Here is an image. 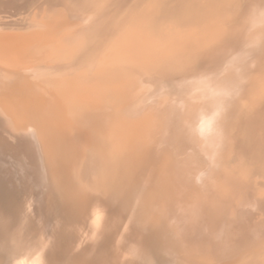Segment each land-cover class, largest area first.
I'll return each instance as SVG.
<instances>
[{"label": "bare ground", "instance_id": "1", "mask_svg": "<svg viewBox=\"0 0 264 264\" xmlns=\"http://www.w3.org/2000/svg\"><path fill=\"white\" fill-rule=\"evenodd\" d=\"M242 1L162 82L154 54L116 40L135 0H0L21 8L0 18V66L24 75L0 76V264H238L264 247V0Z\"/></svg>", "mask_w": 264, "mask_h": 264}, {"label": "rangeland", "instance_id": "2", "mask_svg": "<svg viewBox=\"0 0 264 264\" xmlns=\"http://www.w3.org/2000/svg\"><path fill=\"white\" fill-rule=\"evenodd\" d=\"M169 1L170 0H135V2H133L134 4L132 3V4H129L126 7H124L123 10H121V11H124L125 9H127V8L132 6L131 8H129L130 11L132 10L131 13L135 12V11H136V13L137 12L138 13L136 14L135 18H134V13H132V14L130 13L131 16L129 17V22L131 24H129L126 27V29L123 28L124 30L121 32V33H123V35L120 34V35H122V37H120L119 39L118 38L116 39L117 41H119L118 44H121L122 46H128V45L132 46V47L133 46H137L136 48L141 51V54H145V52L148 51V50L150 51L151 54H154V56L156 57L155 60L152 59L151 56H149V55H143V56H145L143 58L155 61V63L153 62V64H152L153 70H154V73L156 74L158 80L162 81V82L166 81L165 77L168 76L172 71H178L180 73L183 72L184 67H182V64L185 63V61L187 59V49H186L185 43L189 44V45H192L197 40V37H198V36H194V35H198L199 33H200V35L202 33L203 37H206V38L208 37L207 40L209 38L211 39L212 35L214 37L215 34H217L221 29H223V27L226 25L227 21H229L228 19H230V21H231V19L233 20V19H235L234 17L238 16L236 14L237 12H233V11H235L234 8L235 9H237V8L239 9L242 6V4H243L242 0H231L232 3H231L230 0H218V1H216V0H205V1L204 0H200L205 5H203V3H199L200 2L199 0H198L199 2L196 1V0H188V3L190 4V2H191L192 6H190V5L185 6V5H187V2H186L187 0H183V4H181L182 2L179 0L178 3L181 2L180 3L181 6H180L177 3L178 0H172V1H170L171 3ZM173 1H175V2L172 3ZM213 1H215V2H213ZM207 2H209V3H207ZM198 3H199V5H198L199 7L197 6ZM174 4H175L176 7L178 5L179 6L177 8H175ZM213 4H214V6H213ZM193 5H195V6H193ZM210 5H212V8H211ZM219 5L222 8L219 7ZM200 6H201V8H200ZM136 7L139 8V9H137ZM165 7H166V9H165ZM180 7L183 8L184 10L182 11V9ZM204 7L207 8V12L205 11L206 8H204ZM167 8H168V10H167ZM170 8H172V9L170 10ZM220 8H221L222 11L219 10ZM163 9H165L167 11H165ZM188 9H191L193 12L191 10L188 11ZM200 9H201V11H200ZM208 9H210L209 12H208ZM211 9L214 12L210 13L212 11ZM20 10H21V8H17V11H18L19 14L21 13V12H19ZM169 10L172 13H173L174 10H177V11H174V13L172 14V13L169 12ZM0 11L2 13V16H3V13H5V11L6 12L8 11V13H10L9 14L10 18H9V16L7 17V15H8L7 13H5L6 17L3 16V18H2V16H0V18L4 19V20H5V18L6 19L7 18L11 19V18H13V16L15 18L14 14L17 13V11L15 13H13V12H11L9 10H6L5 8H3ZM121 11L114 13L113 20L118 19V17L121 15L120 14ZM163 11H165L164 14H163ZM204 11L206 12V14H205ZM27 12H28V14H30L32 11H27ZM89 12H91V14L97 15V16H102L103 14L105 15L106 14V4H100V5H97V6L95 5V6L91 7ZM142 12H143V15H144V21H140L141 18L140 17L138 18L139 13H142ZM166 12L168 14L170 13L169 15H171V16H169ZM182 12H185L184 13L185 17L186 16L190 17L191 15H193L191 17L195 18V21L192 18H191L192 21L189 20L190 18H187V19L184 18L185 20L182 17L180 18L179 16H183L184 17ZM1 13H0V15H1ZM18 13L16 14L17 16H18ZM178 13L181 14V15H179ZM189 13H190V15H187ZM195 13L197 15H195ZM207 13L210 14V15H208ZM123 14L127 15L128 14L127 10ZM199 14H200V16H199ZM93 15L89 16L90 18H88V22H82V23L79 24L80 33L85 34L87 32L89 24L94 19L93 17H95ZM163 15L166 16L165 18H167V16H168L167 20L164 18ZM203 15H205L206 18ZM201 16H203V18ZM163 18H164V20H162ZM199 18H201V19H199ZM151 19H153V20L151 21ZM181 19H183V20H181ZM202 19L205 20V21H203ZM134 20H137L136 22H138V24H134L135 23ZM200 20H202L201 23L198 22ZM179 22H181V23H179ZM3 23H6V22H2L0 25H5ZM186 23L187 24L189 23V24L186 25ZM6 24H8V23H6ZM253 28L254 27H252L251 29H253ZM121 29L119 31H121ZM251 29L248 31V34L252 35L254 32H251L252 31ZM209 36H211V37H209ZM150 47H151V50L149 49ZM84 51H85V53H87L86 49ZM24 59L25 58L22 57V56L18 58V60H20V61L21 60L23 61ZM27 59H25V60L26 61L30 60V59H28V60ZM129 61L133 62L132 59H130ZM113 66H114L115 69H119L118 63H114ZM14 70H16V69H14ZM117 71L118 70H114V72H117ZM12 73L13 72L7 71V69L5 67L0 66V76H4V78L8 81L9 84H14L15 82L18 81V77H23L24 76L18 70H17V74H15V73L12 74ZM178 76H184V75L182 73V74H178ZM161 97L164 100L166 98V92L162 93ZM26 126H29V120L26 122ZM58 158H60V157L56 156V159H58ZM55 177L56 176H54L53 169H52V174H51V177H50L51 182H53V180H56ZM248 177L249 178H254V180L257 181V182L259 181V176H257L256 171H254V170L249 172ZM53 184L54 185L56 184V186H55V189H56L55 191L56 192L52 193V191H49V192H47L45 194L46 201H48V202H46L48 206L53 202V199L56 198L55 194H56V196L60 195L59 194L60 190L58 191V189H60V184H58V182H56V183L53 182ZM106 190H107V186H106ZM52 195H53V197H52ZM49 197H51V199ZM258 248L260 250H262V248L264 249V247H258ZM259 249H257V247H255V248H252V249H249V250H244V251H242L239 259L241 260V259L244 258L243 261H244L245 264H248V263H251V264H259L260 263L261 264V262L264 261V254H262V251L260 253ZM255 250H256V252H255ZM250 252H251V256L248 255ZM252 252L254 253V255H253ZM258 253L263 258L260 257L258 255ZM263 253H264V250H263ZM247 255H248V257L250 259L248 257L246 258ZM241 256L243 258H241ZM256 257H258L260 260L258 258H256ZM238 260H235V261L238 264H240L242 262V260H241V262H239L240 260L239 261ZM179 262H180V260H179ZM221 262H219V263H221ZM212 264H217V263L213 262ZM221 264H224V262H222ZM225 264H228V262L227 263L225 262Z\"/></svg>", "mask_w": 264, "mask_h": 264}]
</instances>
